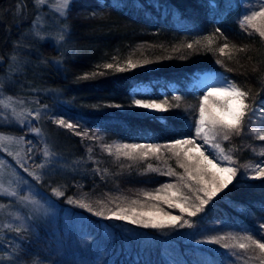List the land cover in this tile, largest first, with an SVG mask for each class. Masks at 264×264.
<instances>
[{"label": "trees", "instance_id": "trees-1", "mask_svg": "<svg viewBox=\"0 0 264 264\" xmlns=\"http://www.w3.org/2000/svg\"><path fill=\"white\" fill-rule=\"evenodd\" d=\"M53 2L39 6L33 0H0V84L8 85L0 99L11 96L23 101L17 106L36 108L40 113V119L22 124L10 108L0 106V131L24 138V156L39 177L28 175L31 186L53 201L47 203L52 209L49 216L41 220L34 215L32 227L20 228L24 235L21 254L26 257L29 248L38 251L39 243L56 247L59 239L66 251L78 249L82 257L81 262L76 260L78 264H171L162 253L167 249L184 264L231 261L232 250L220 244L197 245L195 240L204 235L264 234L260 228L264 224V178L254 179V172L242 167L264 161L259 155L264 141L254 134L264 130L255 122L259 112L246 123L241 136L221 141L225 148L237 149L232 155L238 172L203 213L186 217L192 228L145 229L95 216L67 203V198L86 194L95 209L98 200L136 198L141 190L174 182L175 177L157 172L143 174L147 163L163 170L162 161H116L101 146L163 145L189 132L194 134L195 109L202 92L190 81L198 73L221 72L231 82L250 89L253 97L259 93L257 107L264 106L260 103L264 101V44L240 27L245 14L258 10L259 0H72L67 17L54 11ZM217 28L223 35L216 33L213 51H208L204 37ZM61 33L63 41L58 39ZM225 37L236 49L244 48L233 49L231 60L216 51ZM196 40L201 43L186 47ZM13 55L16 61L11 59ZM129 59L138 66L123 72L103 68L105 63L125 66ZM146 60L150 62L144 63ZM20 63L23 67L16 71ZM134 96L171 104L177 103L174 97L181 99L179 108L160 112L136 106ZM61 118L79 125L75 131H87L93 138H82L54 123ZM46 145L52 153L47 158L43 156ZM29 147L32 152L27 151ZM88 148H92L91 154ZM169 163L175 167L174 160ZM39 164L44 167H37ZM57 187L64 191L63 197L52 192ZM76 221L95 232L90 241L91 245L95 241L94 246L88 244L84 249L65 235L64 225L71 231ZM36 254H29L24 264H42ZM59 256L55 252L52 259Z\"/></svg>", "mask_w": 264, "mask_h": 264}, {"label": "snow or ice", "instance_id": "snow-or-ice-1", "mask_svg": "<svg viewBox=\"0 0 264 264\" xmlns=\"http://www.w3.org/2000/svg\"><path fill=\"white\" fill-rule=\"evenodd\" d=\"M48 0H33L34 5L44 6ZM72 0H55L54 11L60 17H67L71 10ZM26 7V5H25ZM240 27L248 32L249 35L255 34L259 38V42L264 44V0H259L258 10L252 9L249 14H245L240 21ZM216 33L221 36L223 33L217 28L216 32L204 37L206 41L204 47L208 51H213V45L216 43ZM36 35H39L37 32ZM60 41L65 39V35L61 33L58 37ZM201 41L196 40L186 45L188 49H192L194 44H200ZM236 49L235 45H230L225 37V42L220 45L216 51L221 57L232 59V50ZM237 51H244V48H238ZM13 61L17 60V56L11 57ZM150 61H144L149 63ZM217 63L223 64V60H217ZM138 64L129 59L125 66L119 63H105L104 69H114L118 72L126 71L130 68L137 67ZM23 67L20 63L16 71ZM99 67V66H98ZM231 71V69H228ZM103 73H92V76ZM85 79L88 76L83 77ZM261 78H264L262 75ZM8 85L0 84V92L7 91ZM259 93L256 94V97ZM256 97H253L250 89H245L235 82L228 81L226 78L222 83L208 85L207 90L199 98L198 105L195 109L194 118V135L189 132L180 139H174L169 143L160 144H104L102 150L108 155L114 156L116 161L121 158L134 163L144 162L150 158L163 162V170L159 166L147 163L145 172H157L167 177H175L174 182L161 183L159 187L153 190H141L136 194V198L120 197L109 198L107 202L104 200L96 201L97 207L94 209L93 204L87 202L86 194H81L78 198L69 196L67 203L76 205L86 209L95 216L104 217L109 220L124 221L128 224L138 225L145 229H174V228H192L193 223L190 219L196 217L199 213L205 211V207L217 196L218 193L226 189L236 177L238 168L237 161L230 154L237 150L235 147L226 150L222 147L221 141H229L233 136H241L245 131V125L251 121L252 117L260 113L261 123L264 124V106L257 107ZM180 97H174L176 104L169 103L168 100L157 102L156 100H134L133 103L141 108L155 110L160 112L168 111L172 107L179 108ZM23 103L22 100H13L11 96L6 100L0 99V106L5 109H11L14 116L18 117L19 123H25L28 116L24 111L17 114L14 105ZM264 105V101L260 102ZM34 119H40V113L35 114ZM57 125L70 130L78 129L79 125L68 122L64 119L54 121ZM32 132L40 133V128H31ZM75 134L82 138L92 139L87 131H75ZM255 137L264 141V130L255 131ZM197 141H200L199 143ZM15 143L22 145L25 143L24 138L13 137L0 133V149L7 150V145ZM27 143H31L28 141ZM28 152H32L29 147ZM91 154L92 148H88ZM255 151V150H254ZM12 155L11 152L8 153ZM52 153L48 150L47 145L43 150V156L49 157ZM259 155L264 156V149ZM19 157V153H16ZM163 158V160H162ZM169 160L175 161L173 167ZM226 162V163H224ZM264 161L255 165H242L246 169L254 172V179L264 178ZM24 165L21 164V167ZM121 168L124 165H120ZM131 167L132 165H128ZM43 168L44 164L37 165ZM177 169L181 170L178 171ZM25 171H28L25 168ZM99 171V169H97ZM35 177L34 173H30ZM38 179L39 177H35ZM0 192H5L8 196H17L16 191L9 192L8 189L0 185ZM52 192L57 197H63L64 191L58 187L52 188ZM20 199L27 200L28 197L21 196ZM35 203V202H33ZM168 209H176L179 215H174ZM188 217V218H186ZM264 229V224L260 225ZM17 232L20 229H16ZM257 237V238H254ZM227 241V242H226ZM207 242L220 244L224 249L232 250V255L242 264H264V234H248V235H221L211 237Z\"/></svg>", "mask_w": 264, "mask_h": 264}, {"label": "rangeland", "instance_id": "rangeland-1", "mask_svg": "<svg viewBox=\"0 0 264 264\" xmlns=\"http://www.w3.org/2000/svg\"><path fill=\"white\" fill-rule=\"evenodd\" d=\"M52 5L54 9L55 0ZM225 78L226 76L221 72L205 71L196 74L190 81V84L195 85L196 89H199L203 95L208 85L222 83ZM226 79L230 81L228 78ZM141 87L142 85H140V88ZM137 99L153 100L134 96L133 100ZM14 107L16 108L17 114L21 111H24L25 115L31 112L32 115L27 117L29 121L34 120L35 114L38 112L36 108L27 109V107H20L17 105H14ZM255 122L260 124L261 120L258 119ZM261 126H264V124L261 123ZM0 133L13 137H20L1 131ZM197 142L199 143L200 141ZM222 147L224 146L222 145ZM225 149L228 150L230 148ZM9 152H11L12 155H9ZM16 153H19V157L16 156ZM230 154L232 155V152ZM21 164L24 166L21 167ZM25 168H27L28 171H25ZM30 173L36 174L37 171L32 168V166L28 165L26 161V157L24 156V144L16 145L12 143L7 145V150L0 149V185L8 189L9 192H17V196L15 197L8 196L5 192H0V264H24L28 255L35 252H37V254L34 255L35 259L41 260L42 264H78L76 260L81 262L82 258L78 249L75 251H66L67 249L65 250V248H63L59 239L58 241L56 240V247L52 248L48 243L45 245L39 243L36 245L38 251H36L35 248H29L26 257L21 254L20 248L21 246L23 247L21 239L24 235L17 232L16 229L32 227L33 225L31 223L34 215L43 220L52 213V209L48 207V205L50 203L52 205L53 201L44 198L42 193L31 186L30 178L28 177ZM21 196L28 197V199L22 201L20 199ZM16 202L17 204H15ZM72 225L73 229H71V231L64 225L65 235L71 236L72 242H76L75 244L79 242L80 246L84 249L88 248V244L89 246L95 245V241L92 242V245L90 243L91 237L95 235V232H91L85 227H80V223L77 221L73 222ZM211 237L210 235H204L196 239L195 244H209L207 241ZM140 239L143 242L144 238L141 237ZM102 251H104V249H102ZM55 252L61 256L52 259ZM162 253L166 259L171 261V264H184L179 256L173 257L174 254H172L169 249L162 251ZM97 260L96 258L95 261ZM226 264H242V259L238 261L234 256L231 261Z\"/></svg>", "mask_w": 264, "mask_h": 264}]
</instances>
